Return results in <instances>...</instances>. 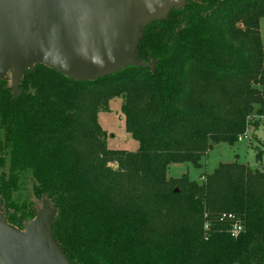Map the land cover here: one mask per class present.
Listing matches in <instances>:
<instances>
[{"label":"trees","instance_id":"obj_1","mask_svg":"<svg viewBox=\"0 0 264 264\" xmlns=\"http://www.w3.org/2000/svg\"><path fill=\"white\" fill-rule=\"evenodd\" d=\"M182 1L133 46L151 67L78 82L34 66L17 95L0 79V213L15 228L37 216L13 201L29 174L70 264H264L263 172L166 178L264 119V0ZM116 98L136 152L109 150L98 124ZM223 214L243 226L237 238Z\"/></svg>","mask_w":264,"mask_h":264},{"label":"water","instance_id":"obj_2","mask_svg":"<svg viewBox=\"0 0 264 264\" xmlns=\"http://www.w3.org/2000/svg\"><path fill=\"white\" fill-rule=\"evenodd\" d=\"M165 2L183 6L182 0H0V79L13 69L17 95L34 66L78 82L151 67L129 50L136 30ZM51 224L45 209L24 230L6 224L0 213V264H70Z\"/></svg>","mask_w":264,"mask_h":264},{"label":"rangeland","instance_id":"obj_3","mask_svg":"<svg viewBox=\"0 0 264 264\" xmlns=\"http://www.w3.org/2000/svg\"><path fill=\"white\" fill-rule=\"evenodd\" d=\"M171 8L172 7L167 2L161 4L153 13H151V16L146 22L148 23L151 19L164 18ZM143 26L139 27L134 34V39L129 50L131 55L133 54V46L141 35L140 32ZM259 26L264 55V19L260 20ZM12 74L13 69H10L4 78L7 87L10 88ZM122 105V98L110 100L108 102L107 110L105 112L99 111L97 115L98 124L105 134V141L109 150L136 152L138 149V143L133 140L124 129V119L121 113ZM255 109H257V107ZM260 121L261 123L258 128L249 127L245 135L241 137L234 146H229L225 143L214 145L207 155L201 159L200 169L194 168L191 164H171L167 168L166 178L179 179L185 174L191 179V181L195 180L197 181L196 183L201 184L205 181L204 176L212 174L219 164L231 163L245 165L250 169H255L264 173V119ZM257 151H260L261 153L260 160L256 157ZM6 167L7 165L5 168ZM199 179L200 181H198ZM32 183L29 174L21 175L18 191L13 194V201L18 205L33 202L34 207L31 209L32 211L35 209L38 214L40 210L44 209V204L33 198L31 189ZM10 213L15 214L14 209H11ZM19 215L20 214H17L16 216ZM23 222L24 223L16 228L24 230V227L28 222Z\"/></svg>","mask_w":264,"mask_h":264},{"label":"built area","instance_id":"obj_4","mask_svg":"<svg viewBox=\"0 0 264 264\" xmlns=\"http://www.w3.org/2000/svg\"><path fill=\"white\" fill-rule=\"evenodd\" d=\"M221 221L229 222L228 234L231 238H237L243 232V226L236 220V218L231 214H223L220 218ZM207 229V226L204 228Z\"/></svg>","mask_w":264,"mask_h":264},{"label":"crops","instance_id":"obj_5","mask_svg":"<svg viewBox=\"0 0 264 264\" xmlns=\"http://www.w3.org/2000/svg\"><path fill=\"white\" fill-rule=\"evenodd\" d=\"M264 19V18H263ZM251 170H255V169H251ZM191 180V179H190ZM192 181H195V180H192ZM198 181H200V179L198 180ZM195 182H197V181H195Z\"/></svg>","mask_w":264,"mask_h":264}]
</instances>
